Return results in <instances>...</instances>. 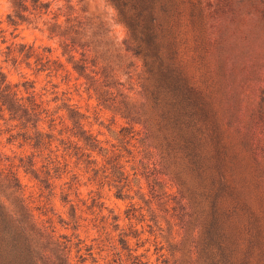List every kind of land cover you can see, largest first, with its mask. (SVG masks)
I'll list each match as a JSON object with an SVG mask.
<instances>
[{
  "label": "rangeland",
  "instance_id": "1",
  "mask_svg": "<svg viewBox=\"0 0 264 264\" xmlns=\"http://www.w3.org/2000/svg\"><path fill=\"white\" fill-rule=\"evenodd\" d=\"M45 1L51 2L56 12V1ZM81 6L86 11H80L82 16L108 31V45L99 35L92 38V47H99L96 49L103 54L99 67L108 65L122 83L120 89L134 102L143 103L141 84L152 76L144 68L142 56L135 55L126 43L128 31L117 11L109 0H85ZM204 6L203 19L194 20L191 11H186L177 28V48L164 62L185 70L189 83L228 114V131L244 137L238 143L248 149V139L254 143L255 155L253 151L247 154L246 174L253 184V200L262 201L264 172L260 163L264 166V153L259 140L264 114V0H207ZM11 14L12 0H0V67L23 96H35L51 110L55 123L53 128L48 121L41 124L53 138L47 150L38 152L25 139L19 123L0 110V204L14 209L26 200L40 225L55 231L57 248L63 251L37 244L36 255L41 257V248L46 246L55 261L43 259L41 264H175L185 259L189 247L183 244L184 232L176 216L178 209H174L179 206L178 189L169 177L161 175L158 158L146 157L143 152V135H138L142 126L128 123L115 105L101 103L89 89V80L73 70L69 56H63L60 39L49 31L55 23L53 14L14 23ZM27 53L33 56L26 57ZM37 57L44 58L43 64ZM46 57L52 61L42 67ZM160 64H155L156 74ZM72 113L79 115L75 119L100 142L102 151L92 154L96 165L77 155L74 147L84 145L74 135ZM123 128H128V133H121ZM28 136H33V130ZM110 160L116 161L114 172L107 170ZM13 174L20 188H11L6 181ZM42 179H49V188L40 183ZM116 187H124V197H117ZM135 231L137 238H133ZM121 233L128 235L129 250L118 242ZM15 238L18 236H1L0 264H32L21 246L13 247Z\"/></svg>",
  "mask_w": 264,
  "mask_h": 264
},
{
  "label": "trees",
  "instance_id": "2",
  "mask_svg": "<svg viewBox=\"0 0 264 264\" xmlns=\"http://www.w3.org/2000/svg\"><path fill=\"white\" fill-rule=\"evenodd\" d=\"M54 1L58 14L52 3L45 0H12L10 22L53 14L55 23L49 31L60 39L63 56H69L73 70L89 80V89L101 103L115 105L116 111L128 123L142 126L138 135H143V152L146 157L158 158L156 166L160 167L161 175L169 177L178 189L180 200L176 204L179 206L174 209H178L176 216L184 232L183 244L189 251L185 259L182 257L175 264H264V190L260 192L262 201H254L253 184L246 174L250 157L247 154L253 151L252 156L255 155L254 143L248 139L250 149L244 143H238L244 137L228 131L225 124L228 114L212 105L208 96L189 83L185 70L180 71L164 62V58L177 48V28L186 11H191L194 20L195 17L203 19L207 0H109L128 31L126 43L135 55L142 56L144 68L152 76L143 79L141 84L144 97L141 104L120 89L123 85L109 71L108 65L101 63L103 65L99 67L103 54L96 49L99 47H92V38L99 35L106 45L110 38L103 26L97 27L92 18L80 14V11L86 12L81 6L85 0ZM59 1L65 4L60 5ZM94 27L98 32L93 31ZM203 31L202 36H205L207 32ZM25 56L31 58L33 55L27 53ZM43 60L37 57V62L43 64ZM45 60L42 67L52 61L50 57ZM158 62L161 64L156 74L154 67ZM0 110L19 123L25 139L38 152L51 146L53 135L44 132L40 126L48 121L49 127L53 128L54 114L35 96H23L18 86L7 81L1 67ZM70 117L74 120V135L84 145L74 147L77 155L87 158L89 165H96L97 159L92 154L102 151L98 138L75 119L78 114L72 113ZM261 123L259 142L260 152L264 153V114ZM32 130L33 136H28ZM128 131L123 128L121 133ZM110 161L107 170L114 172L116 161ZM29 167L34 165L29 164ZM260 167L264 172L262 162ZM95 172L98 174L99 170ZM35 178L40 177L35 175ZM6 181L11 188H20L16 175ZM48 181L42 179L40 183L49 188ZM116 188H119L117 197H124V187ZM113 219L118 222V218ZM115 229H119V224ZM49 230L40 225L26 200L14 209L0 204V248L4 244L2 235L18 236L13 239V247L21 246L32 264H41L43 259L55 263L48 248L53 247L59 252L63 249L57 248L60 245L53 235L55 231ZM138 235L135 231L133 238ZM127 237L124 233L119 235L118 242L124 250L130 247ZM40 243H46L48 247L41 246V257L35 252Z\"/></svg>",
  "mask_w": 264,
  "mask_h": 264
}]
</instances>
